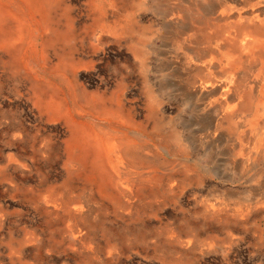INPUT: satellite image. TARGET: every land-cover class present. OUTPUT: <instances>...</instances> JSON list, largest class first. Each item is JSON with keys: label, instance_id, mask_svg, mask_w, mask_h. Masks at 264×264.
<instances>
[{"label": "rangeland", "instance_id": "374dc122", "mask_svg": "<svg viewBox=\"0 0 264 264\" xmlns=\"http://www.w3.org/2000/svg\"><path fill=\"white\" fill-rule=\"evenodd\" d=\"M215 1L29 0L11 11L19 42L12 57L0 49V264H264V160L197 136L198 99L174 62L184 53L172 7ZM44 102L109 111L114 124L85 118L104 141L116 120L131 121L136 166L113 169L119 188L69 158L71 128Z\"/></svg>", "mask_w": 264, "mask_h": 264}, {"label": "bare ground", "instance_id": "6f19581e", "mask_svg": "<svg viewBox=\"0 0 264 264\" xmlns=\"http://www.w3.org/2000/svg\"><path fill=\"white\" fill-rule=\"evenodd\" d=\"M28 1L29 0H0V49L7 56L12 57L11 54L15 52L19 42V40H17L18 35L12 37V29L9 26L11 11L18 10L22 13ZM182 4L179 3V6L172 7L170 15L172 18L174 17V19L168 20V23H171L173 27H175V29L172 28L174 29L175 35L179 36L177 46L179 49L183 50L184 53V58L182 55L183 59L181 62L174 61L175 67H179L177 65L181 63V75H183V72L187 73L185 79L182 77V82L185 84L187 90L186 94L195 96L198 99L196 108H198L199 115L198 118L195 119L198 123L196 126L198 130L197 136L200 138L201 135L208 143L215 146L222 145V143L225 142L232 143L230 148L233 152L232 154L236 155V157L239 156V152L246 154L241 157L242 161H245L247 156L249 157L251 155L254 156V158L259 157L264 160V0L215 1L212 2L211 6L207 5L205 8H201V10H196V12H193L195 10H188V8ZM52 8L54 9V7ZM69 10L70 9H68L67 12H69ZM165 11L168 12V9ZM205 13L208 16H212L210 21L203 20L206 15ZM49 15V12L46 13L47 18ZM19 17L21 16L19 15ZM180 18H182V20ZM14 19L16 20V18ZM25 20L22 19V21ZM186 20H193L195 24L198 23V25L186 23ZM44 23L45 21L41 24V30L46 29L45 27L48 26L47 23H45V25ZM18 24L23 23L19 20ZM38 28L35 29L33 25H30L32 35H34L33 31L36 32ZM186 30L190 31L188 36H185L184 32ZM134 31H136V29ZM68 43L70 44V42ZM41 54L43 53L41 52ZM67 58L69 57L67 56ZM185 69L187 71H184ZM7 76L8 75L4 76V78ZM69 88L67 90H69ZM61 95H63V93ZM93 101L94 99L92 102ZM42 105L51 113L49 114L51 116L63 115L67 124L70 126L71 135L69 143H67L69 158L78 163L86 164L87 161L90 162L92 165L91 168L97 171L103 183L107 182L111 186L119 188L118 180L115 179L112 173L113 169H118L121 173H124V171L130 173L132 168L128 167L136 166L133 159L134 153L137 152L136 146L129 141L130 138L128 136V128L129 125H131V121H127L123 118H119L118 121L116 120L115 124L118 126H111V128L106 130L104 133L106 136L104 141L103 129L100 128L101 126L96 127V125L85 118L102 120L104 117L103 115H105L109 117L107 121L114 124L113 119H115V117L109 111H103V109L91 110L89 109V104L86 105L87 107H83L81 103H75L71 108L63 104L62 106L64 109L58 112L52 107V103L44 102ZM104 142L108 145L107 147L103 144ZM104 147L106 149H104ZM236 160L237 158L235 161ZM147 168L152 169L150 174H152L151 176L153 179L156 178L155 166H152L150 163ZM233 168L234 167H232V169ZM172 173L173 170L171 173L166 174L167 177L170 178ZM170 187L171 186H169V188ZM118 191L121 195L131 194V190L126 186H123ZM45 203H47V205L52 203L54 205H52V207L56 208V204L52 200L47 199ZM65 207L68 213L73 210H79L76 207L71 208L68 203H65ZM11 264H13V262Z\"/></svg>", "mask_w": 264, "mask_h": 264}]
</instances>
